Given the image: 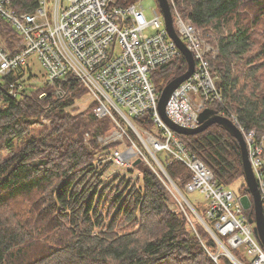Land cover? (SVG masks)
I'll list each match as a JSON object with an SVG mask.
<instances>
[{
  "label": "trees",
  "instance_id": "1",
  "mask_svg": "<svg viewBox=\"0 0 264 264\" xmlns=\"http://www.w3.org/2000/svg\"><path fill=\"white\" fill-rule=\"evenodd\" d=\"M132 1L116 0L120 5ZM176 4L218 49V55L208 59L212 73L219 76L223 102L212 101L208 107L236 114L246 130L263 140L264 0ZM187 69L183 54L157 67L152 74L157 91ZM71 89L58 97L54 87L46 85L15 98L0 81V264H234L215 252L216 239L193 222L189 211L171 206L169 188L150 166L99 163L118 146L115 141L103 146L98 140L114 130L115 122L96 117L94 103L72 113L68 108L86 89L78 83ZM43 91L46 96L40 97ZM42 116L50 124L42 122ZM135 120L155 132L150 113ZM178 137L220 184L231 187L244 178L237 140L221 124ZM164 165L187 195L191 169L181 161ZM113 169L117 174L108 177ZM201 214L215 228L207 206ZM232 251L244 261L242 251Z\"/></svg>",
  "mask_w": 264,
  "mask_h": 264
},
{
  "label": "built area",
  "instance_id": "2",
  "mask_svg": "<svg viewBox=\"0 0 264 264\" xmlns=\"http://www.w3.org/2000/svg\"><path fill=\"white\" fill-rule=\"evenodd\" d=\"M176 1L169 0L175 29L193 53L195 69L171 94L166 114L184 127L195 128L209 102H223L217 84L219 76L212 73L208 59L209 55L215 58L218 49L181 15ZM7 27L12 29V35ZM179 54L182 52L168 33L162 10L160 13L154 9V16L148 19L144 8L135 2L120 5L116 0H0V81L7 84L8 93L21 98L49 85L58 97H63L73 92V83L82 85L91 97L90 104H95V116L110 117L115 122L114 130L98 139L103 146L112 141L118 146L99 163L111 161L127 168L140 158L149 165V159L134 141L130 146L122 144L134 138L129 127L140 137L145 135V141L151 143L148 147L152 156L162 167L156 151H166L162 162L181 161L191 169L192 179L186 191L200 190L206 195L208 216L216 219L215 228L209 227L214 238L224 246L221 238L227 236V250L243 252L244 261L229 253L234 263L264 264V247L240 201L243 194L220 184L160 115L161 93L152 74ZM33 57L44 70L42 82L29 64ZM44 96L46 91L40 93V97ZM146 113L151 114L155 132L136 123L135 119ZM219 114L229 117L246 134L264 204V140H257L254 130H246L236 114L224 110Z\"/></svg>",
  "mask_w": 264,
  "mask_h": 264
},
{
  "label": "water",
  "instance_id": "3",
  "mask_svg": "<svg viewBox=\"0 0 264 264\" xmlns=\"http://www.w3.org/2000/svg\"><path fill=\"white\" fill-rule=\"evenodd\" d=\"M162 13L165 19V25L171 38L179 46L182 54L185 56L188 62V69L181 75L171 80L161 91L158 108L160 115L164 121L179 134H196L199 133L214 123L224 126L229 133L237 140V144L240 148L242 165L244 168V179L247 185L248 193L243 194L240 201L245 209H249V221L254 223V233L257 236L259 242L264 247V204L261 197V192L258 187V182L251 166V162L248 155L247 144L241 129L233 123V121L222 114L217 113L213 108L207 107L200 114V125L195 128L184 127L176 122L166 114V105L170 99L174 90L187 78H189L195 69V58L192 51L188 48L184 40L179 36L175 29L173 15L169 0H158ZM141 162L138 158L134 161L133 165L136 166ZM252 196V197H251ZM227 250V249H226ZM216 258V256H214Z\"/></svg>",
  "mask_w": 264,
  "mask_h": 264
},
{
  "label": "rangeland",
  "instance_id": "4",
  "mask_svg": "<svg viewBox=\"0 0 264 264\" xmlns=\"http://www.w3.org/2000/svg\"><path fill=\"white\" fill-rule=\"evenodd\" d=\"M133 2L138 3L139 5H141L144 8L145 14H146L148 19H151L154 16V9H157V11L161 13V8H160L158 0H133L131 3H133ZM201 33L203 35L202 31H201ZM32 59H33V62L31 63V61H30L29 64L31 65V68H32L33 72L36 74L39 82H42L44 80V70H43L42 66L40 65L39 60L36 57H33ZM1 103L3 104V100H0V104ZM90 103H91V97L87 93V91L85 90V92H83L76 99L75 104L72 107L68 108V109L71 110L72 113H79V112H82V111L87 110L88 108H90L91 107ZM41 120H42V122H44L46 124H50V120L47 119L44 116L41 117ZM128 129L134 135V138L132 137V140L126 141V142H122V144H125L126 146H130V145H132L131 141H134L137 145H139V148L141 149V151L147 156V158L150 161L149 165L144 163V162L143 163L148 165V166H150L152 169H154L157 172V174L159 175V177L164 180V182L166 183L167 187L169 188L170 193H171V198L173 199V201L171 202V206L172 207H179V208L184 209L185 211H189L191 213V219L193 220V222L196 223V224H199V223L202 224V226L208 231V234L211 237V235H213V234H212V232L209 229L210 226L206 223V221L202 217L203 215L201 214V209L206 207L208 205V203H209V200L206 197V195L203 192H201L200 190H196V191H193V192H187V195H186V193H184L179 188V186L176 184V182L171 178V176L167 172V170L165 168V165L163 163L164 161L162 162V158L165 155L166 151H158V152L156 151L155 152L157 158L159 159V161L163 165V167H162L159 164V162L156 161L155 158L152 156V154H151V152L149 150V147H148V146L151 145V143L145 141V135H143V137H140V135H138L136 133V131H134V129H132L131 127H129ZM139 130H140V128H139ZM243 135H244V138H245V141H246V144H247L248 155H249V159H250V162H251V157H250V153H249V145H248V142H247V136L244 133H243ZM263 140H264V137H263ZM87 142L90 143L89 140H87ZM251 166H252V162H251ZM127 168H131V167H127ZM116 174L117 173L114 172L113 174H111L108 177L112 178ZM120 174L122 175V173H120ZM127 174H128V172H127ZM138 175L140 176V174H138ZM106 176H107V174H106ZM242 186H244V187H242ZM245 187H247V185H246V183L244 181V178H241V179H239V180H237V181H235V182H233L231 184V188H232L233 191L240 192V193H243V194L248 193L247 190H246L247 192L244 193V188ZM258 187H259V183H258ZM259 189H260V187H259ZM260 192H261V189H260ZM261 197H262V192H261ZM198 208H201V209H198ZM247 210H249V209H247ZM248 213H250V210L248 211ZM251 224L254 225V223H251ZM215 239L218 241L217 237H215ZM221 241L224 244V246H220L218 244V247L215 249V252L216 253L218 252V254H220L221 256L223 255V256L228 257L234 263L233 259L229 255V253L232 256H234V257L236 255L233 253L232 249H230V251L226 250L228 248L227 243L222 238H221ZM218 254L215 255L216 258H217Z\"/></svg>",
  "mask_w": 264,
  "mask_h": 264
},
{
  "label": "bare ground",
  "instance_id": "5",
  "mask_svg": "<svg viewBox=\"0 0 264 264\" xmlns=\"http://www.w3.org/2000/svg\"><path fill=\"white\" fill-rule=\"evenodd\" d=\"M152 146H155V143H154V145H152ZM112 163H113V162H112ZM112 163H111V164H112Z\"/></svg>",
  "mask_w": 264,
  "mask_h": 264
}]
</instances>
